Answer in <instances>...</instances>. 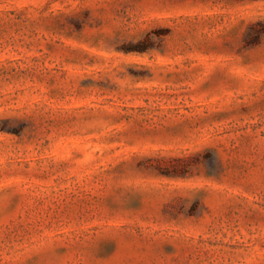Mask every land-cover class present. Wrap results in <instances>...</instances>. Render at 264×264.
Instances as JSON below:
<instances>
[{"label":"rangeland","instance_id":"obj_1","mask_svg":"<svg viewBox=\"0 0 264 264\" xmlns=\"http://www.w3.org/2000/svg\"><path fill=\"white\" fill-rule=\"evenodd\" d=\"M0 264H264V0H0Z\"/></svg>","mask_w":264,"mask_h":264}]
</instances>
